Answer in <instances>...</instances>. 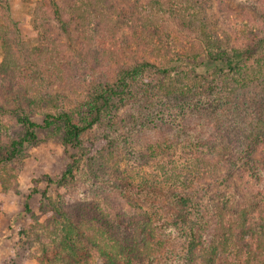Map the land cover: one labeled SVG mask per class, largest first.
<instances>
[{"label": "rangeland", "instance_id": "374dc122", "mask_svg": "<svg viewBox=\"0 0 264 264\" xmlns=\"http://www.w3.org/2000/svg\"><path fill=\"white\" fill-rule=\"evenodd\" d=\"M5 1L10 14L9 27L13 29L14 57L18 64L25 65L28 54L46 40L34 26L37 0ZM231 1L228 0L230 15L233 22L240 23L237 29L230 31L221 15V2L217 0L204 1L207 25L222 39L224 37L229 46L264 38V0ZM154 24L157 31L155 26L140 27L136 33L139 39L132 35V47L139 49L138 53L127 50V57H141L144 52L150 58L164 57L166 54H161L166 53L167 45L160 41L172 39L173 45L169 48L184 54L182 59L174 57L179 66L170 76L149 70L140 73L130 95L114 98L111 111L82 135L83 150L64 143L63 122L43 127L44 117L47 113L67 112L75 122L82 123L89 114L88 101L94 88L114 83L118 66L96 65L69 50L75 61L70 62L65 82L52 83L46 76L39 79L33 70L24 72L27 79L19 76L13 80L11 71L0 74V163L12 143L26 136L19 115L24 113L41 125L35 130L37 139L25 142L8 166V189L3 188L0 180V264H41L47 260H53L52 264H69L65 263L69 255L62 250L60 239L61 230L66 233L64 226L70 223L73 227L69 229L78 230L77 251L86 258V263L82 259L79 264H106L93 241L99 243L102 234L111 240L116 215L156 210L152 218L157 224L163 221V211L170 213L176 201L185 202L192 210L196 204L201 211L208 212L218 194L225 201L244 203L252 200L257 190H264V171L259 164L262 157L250 138L231 141L234 151L215 150V156L223 162L238 167L229 173L228 180L222 175L225 168L217 173L211 171L212 164L206 170L195 164L194 150L204 153L212 150L209 134L215 128L214 117L206 107L207 103L216 102L217 97L196 85L197 80L205 78L201 79L200 68H197L199 72L191 68L202 61L203 56H193L190 45L172 24L166 29L159 21ZM67 28L70 30V26ZM53 33L60 34L61 41H68V34L56 24ZM136 42H140V47ZM256 51L247 62L253 84L240 88L237 80L241 75L233 72L229 77L225 75L223 85L222 105L232 111V128L242 133L256 128L258 121L264 120V50ZM190 54L193 57L186 56ZM3 59L0 39V63ZM172 84L197 93L193 96L189 92L188 98L182 100L180 96L161 91ZM51 98L54 107L48 104ZM248 108L254 110L249 113ZM224 143L226 147H221L229 149V143ZM73 155L83 158L73 175L63 181V174L73 164ZM263 196L260 194V198ZM26 203L32 206V214L26 211ZM175 222L169 223L171 244L162 252L166 264H177L178 253L184 246V225ZM141 224L139 221L138 226ZM47 227H52L53 231ZM24 232L29 235L22 234Z\"/></svg>", "mask_w": 264, "mask_h": 264}, {"label": "trees", "instance_id": "16d2710c", "mask_svg": "<svg viewBox=\"0 0 264 264\" xmlns=\"http://www.w3.org/2000/svg\"><path fill=\"white\" fill-rule=\"evenodd\" d=\"M204 1L37 0L33 13L34 26L46 40L44 45L37 47L33 53H29L28 58L25 59V65H21L14 57L15 45L11 37L13 29L9 27L8 2L2 0L0 39L4 59L0 63V74L5 75L11 71L13 80L19 76L27 79L24 72L33 70L39 79L46 76L53 81L52 83L65 82L69 77L70 62L75 61V57L70 54L69 50H73L77 56L87 57L96 65L103 63L118 66L117 79L114 83L94 88L92 97L88 101L89 114L82 123L75 122L67 112L58 115L47 113L44 117L43 127L63 122L66 129L64 143L83 150L82 135L98 124L103 115L111 111L114 98L130 95L133 83L140 73L149 70L170 76L172 70L179 66L177 65L179 61L174 60V57L179 56L178 59H182L184 54L169 48L173 45L171 37H169L171 40L166 42L164 39L160 41L167 45L166 53L161 54H166L164 57L150 58L144 51L141 57H127V50L136 52L139 49L135 50L132 47V35L138 40L136 33L140 27L146 29L147 26L148 28L152 26L153 28L156 21H159V25L165 29L172 24L176 28L175 31L180 32L186 39V43L190 45L193 56L197 54L200 57L203 56L204 60L197 62L196 66L191 68L196 69L195 71L200 68L201 79L205 78L197 80L196 85L199 84L202 89L206 90L205 93L215 94L217 97L216 102H209L206 107L214 117L215 128L209 134L213 144L212 150L209 153L194 150L192 156L196 161L195 164L200 168L204 166V170L212 164L211 171H217V173L225 168L222 175L225 176L224 180H228L229 173L238 167L236 164L230 165L223 162L215 156V150L218 152L234 151L230 145L231 141L250 138L258 148L256 152H260L262 159L259 160V164L264 171V120H259L256 128H251L253 132L246 130L242 133L239 129L232 128V111L221 102L225 96L223 87L226 84L225 75L229 77L230 73H239L241 79L237 82L240 88L250 83L253 84V77L248 72L247 62L251 59L250 57L257 54L256 49L264 50V38L251 40L239 46L227 45L223 40L224 37L222 39L214 32V29L207 25L208 20L203 13L205 11ZM217 1L221 2V15L225 17V23L233 32L240 23L233 22L228 0ZM54 24L68 34V41H61L58 37L60 34H52ZM69 26L70 30L67 28ZM155 27L157 31L158 27ZM136 43L140 47V42ZM199 51L201 53H197ZM186 56L193 57L191 54ZM148 85L146 87H149ZM161 91L180 96L179 99L182 100L187 99L188 93L191 92L188 89H178L174 84L163 87ZM196 93V91L191 92L193 96ZM148 100L151 101L150 98ZM48 104L55 106L53 98L48 101ZM252 110L254 109L248 108L249 113ZM259 112L262 113V109L259 108ZM18 120L27 132L24 139L12 143L10 151L6 152L5 159L0 163V180L5 190L8 189L6 186L8 166L17 158L25 142H34L37 139L35 130L41 127L24 113L18 116ZM224 142L229 143V149L221 147L225 145ZM217 145L220 147H216ZM82 158L73 155V164L63 174V181L73 175ZM219 179L223 181V177L220 176ZM257 191L253 194L252 200L247 199L244 203L225 201L221 199L222 195L218 194L208 212L201 211L196 204L193 205L192 210L191 207H186L185 202L176 201L170 213L163 211L164 216L161 218L163 221L161 223L157 221V224L153 223L152 218L156 210L132 215H116L112 224L113 237L111 240L105 239L106 234H102L101 241L99 243L93 241V244L106 264H166L162 259V252H166L171 244L168 236L169 223L176 220L175 223H182L185 229L184 246L183 250L178 253L179 262L177 264H264V196L260 198L264 190ZM25 209L32 214L30 204L26 203ZM135 220L137 223H134ZM139 221L142 224L138 226ZM69 227L73 225L70 223L64 226V229H67L66 233L63 229L61 230L60 244L62 250L68 252L69 255L65 263L79 264L82 259L86 263V258L79 255L77 251L76 234L78 230L72 231ZM47 228L52 230V227ZM22 234L29 235L27 232ZM52 262L53 260H47L42 261L41 264H52Z\"/></svg>", "mask_w": 264, "mask_h": 264}]
</instances>
